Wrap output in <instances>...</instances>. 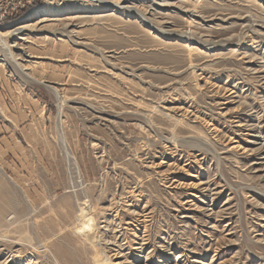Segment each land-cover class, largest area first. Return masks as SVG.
Returning a JSON list of instances; mask_svg holds the SVG:
<instances>
[{"label": "rangeland", "instance_id": "1", "mask_svg": "<svg viewBox=\"0 0 264 264\" xmlns=\"http://www.w3.org/2000/svg\"><path fill=\"white\" fill-rule=\"evenodd\" d=\"M26 22L0 43V264H264V0H0Z\"/></svg>", "mask_w": 264, "mask_h": 264}, {"label": "bare ground", "instance_id": "2", "mask_svg": "<svg viewBox=\"0 0 264 264\" xmlns=\"http://www.w3.org/2000/svg\"><path fill=\"white\" fill-rule=\"evenodd\" d=\"M120 8V7H119ZM48 10V9H47ZM33 13V12H32ZM111 14V13H110ZM31 15V14H30ZM32 15H39L38 12ZM46 15V14H45ZM42 16L44 18L41 17V19H39L38 21H43L46 20L47 15L46 16ZM105 15V14H104ZM108 15V14H107ZM28 19V18H27ZM27 23V22H26ZM18 24L14 27H11L9 29L6 30H0V43L2 45V47L6 48L5 50H7L9 53L11 52V49L7 46V42L9 41V39L15 35L17 32H21L22 30L26 29L27 27L31 26L30 22H28L27 24ZM71 25V23H70ZM61 32V31H60ZM182 35L184 38H186L188 35L182 33L180 34ZM188 38V37H187ZM12 46V45H11ZM11 54V53H10ZM30 79L33 78L29 75H27ZM79 227L76 229L78 232L82 233L84 236H86V238L90 239L92 237V230L88 227V216L85 213H81V218H80V223H79ZM98 256V255H97ZM96 257V256H95ZM94 257V258H95ZM98 258V257H97ZM103 258V260L101 261V264H108L107 260L104 257H100ZM94 260V259H93ZM110 262V261H109Z\"/></svg>", "mask_w": 264, "mask_h": 264}, {"label": "crops", "instance_id": "3", "mask_svg": "<svg viewBox=\"0 0 264 264\" xmlns=\"http://www.w3.org/2000/svg\"><path fill=\"white\" fill-rule=\"evenodd\" d=\"M4 142H5V143H4ZM0 143H1V144H2V143H3V144H6V143H7V141H6L5 139H3V140H2V139H0ZM4 146H5V145H4Z\"/></svg>", "mask_w": 264, "mask_h": 264}, {"label": "water", "instance_id": "4", "mask_svg": "<svg viewBox=\"0 0 264 264\" xmlns=\"http://www.w3.org/2000/svg\"><path fill=\"white\" fill-rule=\"evenodd\" d=\"M182 37V36H181Z\"/></svg>", "mask_w": 264, "mask_h": 264}]
</instances>
